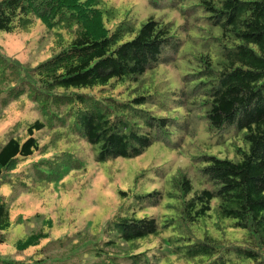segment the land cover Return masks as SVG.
Wrapping results in <instances>:
<instances>
[{"label":"trees","instance_id":"trees-1","mask_svg":"<svg viewBox=\"0 0 264 264\" xmlns=\"http://www.w3.org/2000/svg\"><path fill=\"white\" fill-rule=\"evenodd\" d=\"M193 9L192 24L150 15L137 25L107 0H0V33L29 31L40 19L54 34L53 54L35 66L0 54V116L9 100L20 110L30 100L49 123L57 120L43 144L36 134L47 123L36 118L0 146V185L13 174L37 194L71 170L85 172L87 156L106 162L134 158L154 142L197 144L201 129L227 144L217 153L223 157L191 155L163 187L119 189L118 208L99 223L97 238L71 253V264L89 256L92 264H154V257L158 264H264V0H194ZM6 201L0 194V244L11 228ZM50 226L43 219L13 244L31 252H0V264H48L50 241L42 242ZM116 245L126 247L119 256L105 250Z\"/></svg>","mask_w":264,"mask_h":264},{"label":"rangeland","instance_id":"rangeland-1","mask_svg":"<svg viewBox=\"0 0 264 264\" xmlns=\"http://www.w3.org/2000/svg\"><path fill=\"white\" fill-rule=\"evenodd\" d=\"M107 1L117 8L119 16L128 15L131 18H138L137 25L150 15L156 18L173 19L177 25H181L178 23L182 21L185 23L184 25H188L192 24L190 21L194 19L197 12V10L194 11L195 9L188 10V6H192L194 0H159L158 6H154L151 0L150 2L146 0ZM170 3H175V5L170 6ZM197 3L199 4L200 2ZM199 23L200 28L206 26L205 21ZM63 35L65 38L67 37L65 32H63ZM53 37V31L43 25L40 19H35V23L29 31L15 34L1 32L0 54L22 64L35 66L53 54ZM174 85H178V82ZM5 98V94H1L0 102L5 100ZM175 111L184 112L182 107L176 108ZM178 112L169 110L168 113L177 115ZM193 112L195 120L204 121L200 117L199 108H194ZM36 118L45 120L47 123L36 134L39 143L43 144L50 137V132L57 129V120L53 118L52 123H49L45 116L40 115L38 106L30 100L26 102L23 110L18 108L17 100H9L1 110L0 146L10 136L22 135L24 122H30ZM202 131V129L199 131L197 140H192L197 141V144L191 142L189 138H185L184 142L177 148L166 145L163 142H154L141 155L134 158H116L111 161L97 162L91 156H87L84 158L87 167L85 172L76 173L75 170H71L61 180L52 183L50 190L37 194L24 190L23 185L16 181L15 177L17 175H8L7 178L10 177L12 181L3 180L0 185V194H3L7 200L11 228L7 233L6 242L0 244V252L10 258L25 257L31 250L17 252L13 246L15 241L32 231H37L42 226L43 219H51L52 226L45 228L47 234H49V239L43 241L42 245L47 244L49 241L50 243L48 251L45 250L43 255H46V258L49 259L47 260L48 264H61L62 262L71 264L75 259V257H70L71 253L80 244L83 249L85 247L82 244L84 240L90 243L93 238H97L99 235L95 232L101 226L99 223H103L108 217L107 215L118 208L122 201L118 192L119 189L129 191L131 194L134 192H148L155 189L153 186L162 185L163 187L166 180H169L177 167H183L190 163L191 155L214 154L219 157L224 156L217 153L218 151H224L227 144H216L217 135H204ZM176 141V139L171 137L170 142L172 144ZM64 142L66 141H59L61 146L59 148H65ZM74 145L78 146V144ZM143 169H148V171L142 178L140 173ZM157 170L162 175H158ZM31 175L34 174L29 173L27 179ZM137 176L139 177L136 181ZM66 183L70 185L63 186ZM68 187L70 188L65 190ZM131 200H133L132 197L128 201ZM164 210L169 214L168 209ZM161 214H163L162 211ZM83 232L88 234L84 236ZM68 236L71 238L70 241L65 240L60 245L59 243H51L54 239L62 237L64 240ZM81 236L82 241L79 240L76 243V239ZM105 250L109 251L110 254H113L111 251L117 252L116 254L119 256V252L125 251L126 247L122 248L116 245L114 248L108 247ZM146 258L148 260V256ZM53 259L57 261L54 262ZM159 260L154 257L153 263L158 264ZM86 262L87 264H92V256L87 257ZM120 262L121 260L115 263Z\"/></svg>","mask_w":264,"mask_h":264}]
</instances>
